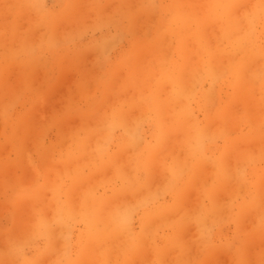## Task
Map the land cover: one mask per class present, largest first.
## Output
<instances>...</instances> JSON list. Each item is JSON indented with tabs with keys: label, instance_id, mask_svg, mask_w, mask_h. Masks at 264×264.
<instances>
[{
	"label": "rangeland",
	"instance_id": "obj_1",
	"mask_svg": "<svg viewBox=\"0 0 264 264\" xmlns=\"http://www.w3.org/2000/svg\"><path fill=\"white\" fill-rule=\"evenodd\" d=\"M0 264H264V0H0Z\"/></svg>",
	"mask_w": 264,
	"mask_h": 264
}]
</instances>
